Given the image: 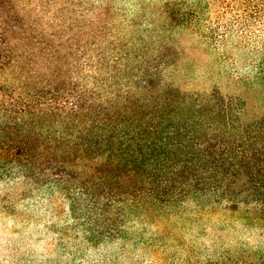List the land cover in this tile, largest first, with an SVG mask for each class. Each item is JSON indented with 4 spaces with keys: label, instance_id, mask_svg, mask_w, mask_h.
I'll use <instances>...</instances> for the list:
<instances>
[{
    "label": "trees",
    "instance_id": "trees-1",
    "mask_svg": "<svg viewBox=\"0 0 264 264\" xmlns=\"http://www.w3.org/2000/svg\"><path fill=\"white\" fill-rule=\"evenodd\" d=\"M233 36L264 91V0H0V181L63 196L88 246L119 244L104 264H264L150 231L220 211L264 236V108L176 81L185 38Z\"/></svg>",
    "mask_w": 264,
    "mask_h": 264
},
{
    "label": "rangeland",
    "instance_id": "rangeland-1",
    "mask_svg": "<svg viewBox=\"0 0 264 264\" xmlns=\"http://www.w3.org/2000/svg\"><path fill=\"white\" fill-rule=\"evenodd\" d=\"M195 42L185 38L182 45L184 53L176 76L182 90L215 87L225 95L243 96L250 108H264L262 88L247 87L253 76V56L235 36L216 52ZM19 186L17 181H0V264H104L109 254L118 253L119 244L108 248L88 246L80 222L71 219L69 203L63 196L46 188L22 191ZM186 210L194 211L191 206ZM196 217L191 223L173 218L159 228L150 226V231L168 232L170 239L200 248L204 254L221 247L264 248V236L254 228H246L239 214L203 212L200 220ZM125 257L118 264L152 262L143 259L137 250Z\"/></svg>",
    "mask_w": 264,
    "mask_h": 264
}]
</instances>
